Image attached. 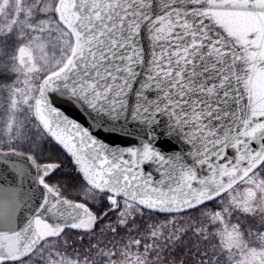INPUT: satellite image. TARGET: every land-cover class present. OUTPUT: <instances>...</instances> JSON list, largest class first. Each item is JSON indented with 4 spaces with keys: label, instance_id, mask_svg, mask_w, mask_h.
Wrapping results in <instances>:
<instances>
[{
    "label": "snow or ice",
    "instance_id": "obj_1",
    "mask_svg": "<svg viewBox=\"0 0 264 264\" xmlns=\"http://www.w3.org/2000/svg\"><path fill=\"white\" fill-rule=\"evenodd\" d=\"M67 4L71 53L0 145V264H264L229 203L264 184V0Z\"/></svg>",
    "mask_w": 264,
    "mask_h": 264
},
{
    "label": "rangeland",
    "instance_id": "obj_2",
    "mask_svg": "<svg viewBox=\"0 0 264 264\" xmlns=\"http://www.w3.org/2000/svg\"><path fill=\"white\" fill-rule=\"evenodd\" d=\"M35 1L34 6L24 7L20 1L16 5L12 0H0V33L14 25L15 29L9 30L13 36L19 35L20 44L13 53L0 52V145L24 142L20 129L33 113L32 101L40 81L71 53L70 31L53 15L57 0ZM38 17L35 25L28 24ZM259 194L264 196V184L254 174L235 184L229 203L249 210Z\"/></svg>",
    "mask_w": 264,
    "mask_h": 264
},
{
    "label": "trees",
    "instance_id": "obj_3",
    "mask_svg": "<svg viewBox=\"0 0 264 264\" xmlns=\"http://www.w3.org/2000/svg\"><path fill=\"white\" fill-rule=\"evenodd\" d=\"M18 5V2L20 1L21 3H24V7H31L34 6L36 1L35 0H12ZM22 5V4H21ZM39 5V4H37ZM40 6V5H39ZM23 7V8H24ZM40 17L37 18V20H33L31 23H28L30 25H35V22L38 21ZM15 29L14 25L8 27L5 29V31L0 33V52H5L8 54L13 53L15 50V47H18L19 41H18V36L19 35H14L10 32L11 29ZM10 29V30H9ZM249 195V194H248ZM252 195V192L251 194ZM255 204H252V207L248 210L253 213V215L250 216H240L241 221L246 224V225H255L258 226L261 223H264V215H261V213H264V196L261 197V194L257 196L255 199ZM259 208L260 211H256V209ZM228 211V210H227ZM239 216V213L236 214ZM257 217L259 219H257ZM235 219V217H233ZM264 235V233H262Z\"/></svg>",
    "mask_w": 264,
    "mask_h": 264
},
{
    "label": "water",
    "instance_id": "obj_4",
    "mask_svg": "<svg viewBox=\"0 0 264 264\" xmlns=\"http://www.w3.org/2000/svg\"><path fill=\"white\" fill-rule=\"evenodd\" d=\"M57 9L60 10V12H61L60 18L62 19V21L64 22L65 25L67 23V21L64 20L65 16H67L68 21L72 20V16L68 14L67 0H59V2H57ZM68 29H69V31H71L70 28H68ZM43 82H44V79H42L40 81L39 85L43 84ZM33 110H34V104H33ZM242 178L243 177H236L235 180L233 181V183H235V181H240ZM26 187H27V185H25V188ZM248 194L250 195L251 192L248 191ZM20 211H23V209H20ZM17 215H19V213H17ZM13 226H14V223L12 221H9L7 219H0V229H7V228H10V227H13Z\"/></svg>",
    "mask_w": 264,
    "mask_h": 264
}]
</instances>
